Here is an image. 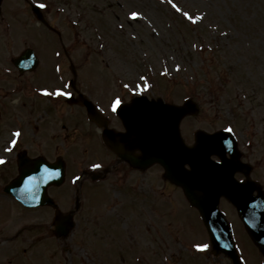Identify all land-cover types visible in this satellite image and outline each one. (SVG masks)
Returning a JSON list of instances; mask_svg holds the SVG:
<instances>
[{
  "label": "rangeland",
  "instance_id": "1",
  "mask_svg": "<svg viewBox=\"0 0 264 264\" xmlns=\"http://www.w3.org/2000/svg\"><path fill=\"white\" fill-rule=\"evenodd\" d=\"M31 2L45 3V0ZM51 3L48 6L45 3L50 10L46 17L49 24L61 32V38L37 25L28 0H5L7 21L0 22V52L9 51L13 58L26 46L33 45L41 59L42 56L49 58V54H57L58 40H63L70 44L68 52L74 63L86 72L80 70L79 84L83 87L90 84L92 87L87 88L89 94L94 100L104 103L113 101L116 96L123 100L129 97L130 93H126L125 88L122 89L123 94L120 91L115 94L114 84L138 88L146 83L149 95L164 94L165 99L175 102H183L184 98L193 96L200 112L197 117L184 120L188 129L185 136L191 138L189 141L193 142L194 133L198 130L212 133L226 129L230 124L233 133L241 140L245 157L250 156L246 160L252 164L260 163V172L256 174H260L264 184V0H173L183 11L202 16L195 23L184 17L182 12H177L168 0H51ZM132 11L143 15L132 21L129 16ZM58 65L56 59L48 69L42 67L32 79L33 83L41 87L46 83L51 85L52 74L57 77ZM141 76L146 77V81H141ZM5 84L10 89L20 90H12L4 100V89H0V158L11 161L15 159L16 151L21 149L18 143L11 145V140L16 139L12 132L22 127L28 138H35L37 134L32 136L31 125L27 129L24 127L18 109L20 104L31 98L26 94L31 93L29 83L19 79L12 68L6 75ZM24 84L26 87L23 89ZM83 141L87 146L89 139ZM27 143L33 144L29 140ZM49 143L50 140L45 142L46 153L55 149V146L50 149ZM6 148L12 150L6 151ZM90 151L92 158L99 152L103 153L96 142ZM3 168L0 166V176L9 175L13 170L12 165L8 170ZM73 171L75 168L71 166L70 172ZM101 190L91 192L95 199L86 193L85 203H91L90 206L97 210L92 213L95 219L87 223L88 234L74 238L73 235L80 231L77 227L79 231L75 228L74 234L61 242L64 244L52 241L46 235L48 228L42 227L49 210L44 208L40 212L26 213L13 202V198L5 197L6 194L3 196L0 191V264H92V257L95 264H131L133 254H143V243L136 234L141 233L138 230H141L143 222L146 232L145 206L138 207L137 222L134 227L129 225L126 233L127 223L122 216L112 224L101 220L108 215L110 203L109 200L102 203ZM167 190L154 191L150 210L153 216L150 214L149 219L155 218L151 228L157 229L162 238L165 234L170 235L184 247L178 253L173 238L165 241L170 251L164 255L175 261L168 264H194L200 260L203 264L205 261L208 264H231L224 255L215 257L212 253H205L209 252L208 249L204 252L195 247L208 243L209 235L204 223L181 191ZM64 191H69V187ZM221 209L236 226L235 238L244 262L264 264L259 250L242 232L235 211L229 204ZM27 220L36 224L30 227L37 228L24 227L17 235V230L23 226L21 223ZM34 231L44 233L38 236L44 240L29 242ZM157 232L153 230L151 233L155 244H147L149 254L158 248ZM11 236L14 240L8 239ZM189 244L194 245L196 252L183 254ZM156 253L153 263L157 262L160 254L159 251ZM160 264L164 263L161 261Z\"/></svg>",
  "mask_w": 264,
  "mask_h": 264
},
{
  "label": "water",
  "instance_id": "2",
  "mask_svg": "<svg viewBox=\"0 0 264 264\" xmlns=\"http://www.w3.org/2000/svg\"><path fill=\"white\" fill-rule=\"evenodd\" d=\"M139 101L142 102L135 101L134 105L126 107L129 111L127 116L122 114L129 131L127 139H138L135 149L142 151V159L149 163L158 160L165 165L168 177L184 187L188 198L200 209L211 229L214 250L228 254L238 264L230 229L217 208L220 198L224 196L238 208L250 236L264 251V196L258 194L253 197L252 193L257 189L253 183L242 185L234 180L233 174L236 172L248 171L240 164V154L233 138L226 132L214 135L199 133L196 145L186 147L178 130L185 115L198 112L192 102L186 103L184 107H175L160 101ZM111 147L120 153L117 145L112 144ZM212 155L218 156L222 160L221 164L212 161ZM25 164L21 162V175L7 191L28 206L47 203L46 189L51 184L61 183L63 169L57 170V166H48L40 161L35 163L36 170L28 169ZM186 165L191 170H186ZM45 167L48 172L44 171ZM28 177H33L31 182Z\"/></svg>",
  "mask_w": 264,
  "mask_h": 264
},
{
  "label": "flooded vegetation",
  "instance_id": "3",
  "mask_svg": "<svg viewBox=\"0 0 264 264\" xmlns=\"http://www.w3.org/2000/svg\"><path fill=\"white\" fill-rule=\"evenodd\" d=\"M66 56L69 71L74 75L77 70L73 68V61L68 53H66ZM57 87L69 90L73 94L70 98L71 101L62 95L60 100L56 96V100H47L46 102L31 101L27 107L29 115H40L42 117V136L50 135L54 131H62L67 142L80 141V146H84L83 139H89L87 146L83 148L71 147L66 151L68 157L67 167L68 164H73L74 173H80L84 177V180L80 182L82 187L91 189L93 187L117 188L122 192L124 188L128 189L132 184L138 182L139 172L153 174V167L144 171L136 170L129 162L120 160L105 146L102 134L106 129L119 133L124 131L120 118H118L116 111L114 112L111 108L112 101L96 103L92 100L96 106L95 109L98 111V116L93 118L96 122H92L88 117V109L76 100L81 94V88L79 89L77 81L72 85L69 83L67 87L64 84ZM22 110L23 113L28 112L26 106L22 107ZM45 117H49L50 121L53 120L54 122L44 121ZM100 118L104 120H99ZM56 123L57 125H55ZM105 136L110 137V135ZM95 142L103 153L99 152L92 158L90 150L91 145ZM59 152L58 150L56 156L60 155ZM92 164H99L101 167L94 169Z\"/></svg>",
  "mask_w": 264,
  "mask_h": 264
},
{
  "label": "snow or ice",
  "instance_id": "4",
  "mask_svg": "<svg viewBox=\"0 0 264 264\" xmlns=\"http://www.w3.org/2000/svg\"><path fill=\"white\" fill-rule=\"evenodd\" d=\"M168 2L172 5V7H173L177 12H182L183 16L186 17L189 21L195 23V22H197V21H199V20L202 19V16H201V15L193 16V15H191L189 12H187V11H183V10H182V9L176 4V3H173V0H168ZM38 6H39L40 8H45V7H46V5L43 4V3H40ZM142 15H143V14H142L141 12H137V11H132V12L129 13L130 19H131L132 21H136L137 18L142 17ZM121 27H123V26L121 25ZM176 67H177V69H179V65H177ZM165 71H167V70H165ZM146 79H147V78L144 77V76H141V77H140V80H141V81H146ZM124 87L127 88V87H129V85H124ZM148 87H149V86L145 83L142 87L138 86V91H139L140 93H142V92L146 91ZM43 91H44V94H45V95H56V96H61V95H63V96H70V95H71L70 92L62 91V90H60V89L55 90V92H53V93H49L47 89H44ZM133 93L136 94V93H137V89H133ZM136 102H137V103H140V102H142V101H139V100H138V101H136ZM122 103H123V101L121 100V98H120L119 96H116L115 99L111 102L112 110H113V111H116V110L120 107V105H121ZM224 130L227 131V132H229V133H233V131H234L233 127H232L230 124H229V125L226 127V129H224ZM20 135H21V133H20L19 131H16V132L14 133V136H15V137H19ZM228 143H230V141H228ZM16 144H17V139H15V138L12 139V140H11V145H12V146H15ZM5 150H6V151H11L12 149H11V148H6ZM2 163H4V160H3L2 158H0V164H2ZM92 167L95 169V168H99V167H101V165H99V164H92ZM44 171H45V172H48L47 167H45ZM53 174H57V173H53ZM32 179H33V177H28V181H29V182H31ZM76 179H79V177H77ZM68 219L70 220V217H69ZM195 247H196L198 250H200V251H204V250H206V249L209 248V245H208V244H197V245H195Z\"/></svg>",
  "mask_w": 264,
  "mask_h": 264
}]
</instances>
